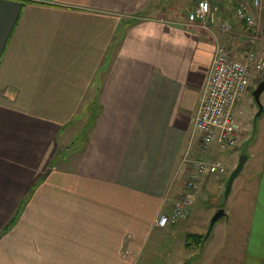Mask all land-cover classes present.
Masks as SVG:
<instances>
[{
    "label": "crops",
    "instance_id": "obj_1",
    "mask_svg": "<svg viewBox=\"0 0 264 264\" xmlns=\"http://www.w3.org/2000/svg\"><path fill=\"white\" fill-rule=\"evenodd\" d=\"M162 1L0 0V264H135L157 233L166 264H182L172 252L205 222L194 231L190 215L181 227L158 220L181 195L191 159L225 151L203 150L195 129L217 43L241 57L255 33L233 10L217 25L234 21L237 31L218 41L212 29L163 12ZM240 3L264 50V10ZM72 121L85 125L71 135ZM256 135L239 139L248 160L264 162V132ZM260 166L256 192L240 198L253 203L240 264H264ZM228 231L215 253L225 238L239 251Z\"/></svg>",
    "mask_w": 264,
    "mask_h": 264
},
{
    "label": "rangeland",
    "instance_id": "obj_2",
    "mask_svg": "<svg viewBox=\"0 0 264 264\" xmlns=\"http://www.w3.org/2000/svg\"><path fill=\"white\" fill-rule=\"evenodd\" d=\"M199 1L200 0H163L161 2V5L165 4V6L162 8V11L167 12L168 9L172 8L175 11V12L173 11L174 16H171L172 18L186 19L188 18V13L198 4ZM209 1L211 2L213 7L217 6L218 19L219 17L227 19L228 14H230V12H233V10H235L236 8L237 4L234 5V3H238L241 0H215L217 3L215 2L214 4L211 0ZM223 3L226 5H223ZM229 7L232 9L229 10ZM226 8L228 9L222 12ZM231 22H233L234 27L236 28V23L234 21ZM216 23L209 25L212 28V33L216 39L221 40L223 35L227 36V38H230L231 36H233V33H236L237 31V29L233 28L231 32H225L223 34L221 27H219ZM261 28H264V25ZM234 30L235 32H233ZM262 31L264 33V30ZM234 35L235 37L232 38H235V41H231L230 43H232V48L233 47L237 48V46L241 43H238V39L236 38L237 35L236 34ZM263 79H264V71H260L254 74L252 80L251 92L245 98L242 107L240 105V108L243 110V113L241 115V118L243 119L242 130H241L242 133L245 132L246 134L251 135L257 131V135H258L259 131L261 130V135H263L264 91L259 97V101L263 109H261V106L258 103L256 96L254 95L255 89L257 88L259 82L262 81ZM88 109L89 108H87V110ZM98 109H99L98 107H93V113H91L92 118H94L95 115L94 113H96ZM72 122L70 123L71 135L74 132H76L77 124H79L78 132L80 130V126L85 125V122L80 124V122L82 121H77L76 123L75 122L72 123ZM82 130L80 134L77 136V140H75V142L70 146V151L74 150V152H76V156L79 152L76 151L75 149L76 148L79 149L81 147L80 144L82 142V135H83ZM242 143H243V139H238L237 146L235 147V149H232V151H234L235 154L238 155V159L237 156L233 157L231 155L232 153L231 150L230 152H226V149H223L225 151H223L222 153L219 152V154L217 153L219 155V156L217 155L218 156L217 159L221 160L223 164L226 166V172L220 175H210V176L208 175L199 178L197 188L192 191V202L191 204L187 205V208L191 210L189 211L191 214L188 213L190 215V219L191 221L194 222L192 230L196 231L197 229H199L197 228V226L200 227V225L203 222H205L204 224L201 225L202 228L200 227L201 228L199 230L200 233H197L204 235V239L202 240L201 244H198L196 237H192L190 240L191 245L188 246V244L186 243L187 245L186 247L188 248L190 247L192 249L190 252L185 247L186 235L182 236V240L180 243L181 248L176 246V249L172 252V257L174 259H180L182 261L181 262L182 264H200L201 261L202 264H204V260L205 259L209 260V258L212 255L215 258L214 260L210 261V264H240L241 261L240 259L242 256L241 249L243 246L242 239H244L245 237V233H244L245 227H247V224L249 222L248 214H251L252 205H253V203H247L245 199H240V198H242L241 196L250 194L251 188L253 189L252 195H254V193L256 192V184H251V179L254 178L256 180L258 178V175L257 173H255V171L257 168H261L260 165L264 163L260 159V157L257 159L255 158L252 160H248L242 172L235 179L231 193L229 194L228 197H226L225 195L226 187L231 173L238 166L241 155L247 154L248 151L250 150L247 144L243 146ZM238 144L240 145L238 146ZM252 145L253 143H251L249 146ZM188 177H189V173L186 174V176L184 177V185L181 187L182 193L186 191V186H188V182H189ZM202 178H206L207 181L205 180V182L200 184V179ZM248 186H249V191L247 192V190L244 189H246ZM184 194L185 193H183L182 195ZM181 200H182V196L179 194V196L175 199L172 205H170V208H172L175 204L179 203ZM220 208H224L226 213H230L231 219L227 218L226 216L227 214L221 216L218 219L219 221L218 220H217L218 222L216 221L217 222L215 223L216 226L214 225L215 228L213 227L211 233L209 234V236H207L211 221ZM183 220H181L182 222L180 221L179 225L177 226L179 227H181L182 225L185 226L186 220L185 221ZM231 228L235 229L234 232L237 233V234H233L235 235L233 243L239 244L240 242L239 251L237 250V248L233 247V244L225 238L224 239L225 247L223 248L224 250L223 249L221 251L218 250V252L215 253L214 250L218 249V246L216 244L223 241L222 235L224 232H226V229H229L227 233V237L232 236V234L230 233ZM184 230H185L184 228H181L179 229V232H183ZM238 232L242 233L240 240L237 238L239 236ZM177 243H179V241H177ZM163 252L164 249L161 248V235L157 233L152 237L151 242L146 247L145 251L142 253V256L135 264H166L165 262L166 260L163 255L164 254Z\"/></svg>",
    "mask_w": 264,
    "mask_h": 264
},
{
    "label": "built area",
    "instance_id": "obj_3",
    "mask_svg": "<svg viewBox=\"0 0 264 264\" xmlns=\"http://www.w3.org/2000/svg\"><path fill=\"white\" fill-rule=\"evenodd\" d=\"M251 7L258 11L264 10V0H252ZM234 17L237 22L252 27L255 34L241 57L231 55L224 45L217 43L212 71L195 121V128L203 134V150L215 143L226 150L237 146L243 123L240 105L251 92L254 74L264 71V50L255 47L258 28L250 6L240 3L235 9ZM187 20L191 26L200 25L212 29L209 25L219 22L218 8L213 7L209 0H200L188 13ZM220 27L222 32H230L234 24L224 21ZM190 164L189 182L183 192L185 194L181 193L182 200L161 214L158 223L162 227L179 224L189 216L187 205L192 202V191L197 188L199 178L226 172V166L219 159L197 157L192 158Z\"/></svg>",
    "mask_w": 264,
    "mask_h": 264
},
{
    "label": "water",
    "instance_id": "obj_4",
    "mask_svg": "<svg viewBox=\"0 0 264 264\" xmlns=\"http://www.w3.org/2000/svg\"><path fill=\"white\" fill-rule=\"evenodd\" d=\"M263 91H264V79L259 82V84H258V86H257V88L255 89V92H254V95L256 96V98L258 100V103L261 106V109H263V108H262V105H261V103L259 101V97H260V95L262 94ZM248 158L249 157H248L247 154L241 155V157L239 159L238 166L233 170V172L231 173V175L229 177V180H228V183H227V187H226V192H225L226 197H228L229 194L231 193V191L233 189L234 181L239 176V174L242 172V170L244 168V165L247 162ZM225 214H226V211L224 210V208H220L217 211V214H215V216L213 217V219L211 221V224H210V227H209V231H208L207 236H209V234L211 233V231H212V229H213L216 221L221 216H224Z\"/></svg>",
    "mask_w": 264,
    "mask_h": 264
},
{
    "label": "trees",
    "instance_id": "obj_5",
    "mask_svg": "<svg viewBox=\"0 0 264 264\" xmlns=\"http://www.w3.org/2000/svg\"><path fill=\"white\" fill-rule=\"evenodd\" d=\"M98 113H99V112L97 111V112H96V115H97ZM15 219H16V215H15V216L12 218V220L7 224V226L5 227V230L9 229V228L12 226V224H13V222H14ZM192 237H196V239H197V241H198V244H201V243H202V240L204 239V235L194 233V234H191V235L188 236V242H189V243H190V240H191ZM188 245H189V244H188Z\"/></svg>",
    "mask_w": 264,
    "mask_h": 264
},
{
    "label": "bare ground",
    "instance_id": "obj_6",
    "mask_svg": "<svg viewBox=\"0 0 264 264\" xmlns=\"http://www.w3.org/2000/svg\"><path fill=\"white\" fill-rule=\"evenodd\" d=\"M235 149V148H234ZM229 150H232V149H229Z\"/></svg>",
    "mask_w": 264,
    "mask_h": 264
}]
</instances>
